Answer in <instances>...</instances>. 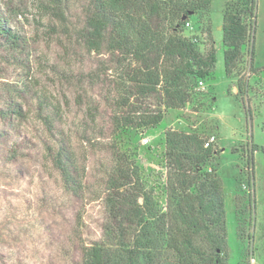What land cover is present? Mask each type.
<instances>
[{
	"label": "rangeland",
	"instance_id": "obj_1",
	"mask_svg": "<svg viewBox=\"0 0 264 264\" xmlns=\"http://www.w3.org/2000/svg\"><path fill=\"white\" fill-rule=\"evenodd\" d=\"M225 1L210 0L183 26L199 49L215 48V75L202 85L191 82L183 107L166 109L159 92L142 94L130 81V55L106 41L98 51L82 44L78 30L88 0H0L13 10L23 38L15 53L0 48V264H82L94 242L129 243L140 219L163 244L168 129L212 139L227 261L264 264V0H256L230 74L221 46ZM169 23H162L165 31ZM14 103L22 117L9 110ZM159 109L157 125L138 126L139 114ZM60 143L69 153L70 179L47 152ZM130 163L137 182L112 187L110 175ZM141 190L153 209L143 207L144 214L134 217Z\"/></svg>",
	"mask_w": 264,
	"mask_h": 264
},
{
	"label": "trees",
	"instance_id": "obj_2",
	"mask_svg": "<svg viewBox=\"0 0 264 264\" xmlns=\"http://www.w3.org/2000/svg\"><path fill=\"white\" fill-rule=\"evenodd\" d=\"M209 3L210 0H88L79 39L88 50L98 51L106 41L109 47L130 55V64L135 65L129 77L138 90L142 94L159 92L161 106L180 108L190 97L191 82L215 75V48L209 44L207 49H199L183 34L188 16ZM255 7L256 0L225 1L220 31L226 74L231 73L241 56ZM13 14L12 9L8 11L0 5V48L11 53L23 41ZM167 18L170 31L162 26ZM9 110L23 116L16 103L10 104ZM162 114L160 109L156 113H141L136 123L152 128L161 121ZM43 119L51 132L53 120L49 115ZM129 119L125 118L123 123L133 122ZM164 143L166 167L170 171L164 243L158 245L140 219L130 233L129 243L120 239L116 244L108 239L94 242L86 248L82 264H229L224 197L211 163L212 143L205 146L203 137L171 129L165 131ZM64 148L60 143L57 151L49 148L47 152L64 177L70 179L66 164L70 157ZM136 174L131 163L126 170L116 167L110 175L112 187L125 186L131 178L137 182ZM140 195L143 202L133 205L134 217L144 214L143 207L153 209L150 195L142 190Z\"/></svg>",
	"mask_w": 264,
	"mask_h": 264
},
{
	"label": "built area",
	"instance_id": "obj_3",
	"mask_svg": "<svg viewBox=\"0 0 264 264\" xmlns=\"http://www.w3.org/2000/svg\"><path fill=\"white\" fill-rule=\"evenodd\" d=\"M184 24H185L186 26H189V22H188V21H185V23H184ZM197 82H198V84H200V85H202V83H203V81H202V80H198ZM147 140H148V138H147V137L143 138V141H144V142H147ZM211 140H212V139H210V140H209V139H208V140H206V141H205V143H204V144H205V146L209 145V144L211 143Z\"/></svg>",
	"mask_w": 264,
	"mask_h": 264
}]
</instances>
